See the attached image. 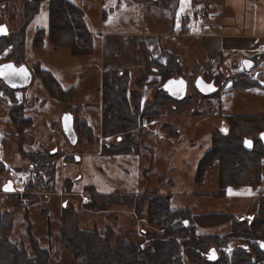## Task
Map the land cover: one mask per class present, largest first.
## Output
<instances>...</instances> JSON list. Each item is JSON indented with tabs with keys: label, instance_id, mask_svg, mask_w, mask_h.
<instances>
[{
	"label": "rangeland",
	"instance_id": "1",
	"mask_svg": "<svg viewBox=\"0 0 264 264\" xmlns=\"http://www.w3.org/2000/svg\"><path fill=\"white\" fill-rule=\"evenodd\" d=\"M71 1L83 10L84 19L93 33L94 41L108 29H128L134 26L149 28L148 23L141 21L136 22L135 25L123 21L128 14L144 10V5L138 0ZM197 1L195 5V0H181V8H190L197 15H202L206 4L201 7L202 11H198L200 4ZM253 13V9H247L246 6L239 11L230 9L226 14L223 12L228 17L243 20L252 18ZM191 15L194 16L193 13ZM0 20H6L14 30H19L20 25L23 24V19L18 14L2 13ZM48 27L49 5L46 0L42 2L40 10L27 25L24 57L29 65L37 64L41 68L49 69L63 89H72V96L63 102L50 97L43 81L39 76H35L27 92L36 94L39 101L43 97L46 98V103L44 107L39 105V102L34 103L33 109L36 110L31 109V124L25 128L31 136L22 143L17 134H14L17 128L8 116L7 96L1 92L3 98L0 101V209L13 212V227L8 234L19 247L28 250L30 254L35 253L38 245L48 248L50 251L48 264H78V259L74 258L72 245L61 238L60 218L64 215V209L71 210L68 214L76 213L78 228L88 230L98 228L103 233L106 226L110 225L117 234L125 235L128 240L137 241L147 232L161 231L154 220L144 217L145 215L140 216L133 204L122 201L106 202L103 198L97 197V193L100 192L131 193L134 196L138 195L142 200L143 195L148 191L157 194L169 193L173 208L188 207L194 213L227 212L241 215L254 211L258 197L264 193V162L259 184H231L224 191L218 184L215 163L206 168L203 176L196 177V171L201 155L210 146L212 131L221 128L225 114H264V90H260L259 87L253 88L254 86L248 90L239 89L241 87L234 88V84L228 81L221 96L218 92L213 96L216 98L212 100L207 98L199 102L203 97L195 95L198 91L195 82L193 84L198 70L194 71L191 60L184 59V69L181 73L189 81L186 101L181 103L162 101L161 112L155 119L148 120L147 115L142 117L141 124L147 147L141 150L144 163H141L138 176L132 166L124 165L121 158L117 163H112V168L109 169L111 165L107 157L94 156L97 151L101 152L100 142L105 138L101 136L99 142L92 143L87 135L76 132L78 142L70 145L62 131L51 125V120L63 115V104L66 109L81 103L82 107H76L77 114L80 117L84 116L92 126L91 138L95 133H100L102 76L97 68V57L93 56L94 48L91 52L93 55L91 53V55H75L67 46H54L49 39ZM41 28L45 29V34L43 42L38 44L34 39ZM9 50L10 47L0 50V60L10 57ZM237 57L241 59V56ZM257 62L259 64L256 67L261 70L264 79V58H258ZM147 64L144 62L141 67L131 69L135 71L136 77H140L144 70L146 79L141 88L143 104L146 99H153L157 83L162 80V75L155 71L157 68L154 70L151 68L156 64ZM241 67L239 65L240 69ZM233 71L230 66L226 74L231 75ZM229 87L231 89H228ZM198 105L206 110L205 113L201 112ZM212 107H215V110H212ZM261 120L264 124V119ZM261 129H264L262 124L248 131L247 134L256 137ZM54 146H58L59 151L55 155L52 179L48 177L43 166L39 169L33 166L36 162L28 151H46ZM73 152L79 153L81 159L74 160ZM64 153H68V156L63 157ZM100 154L108 155L104 152ZM63 158L68 160L66 164ZM133 172L138 180L136 177V180L133 178L127 180L126 176L131 177ZM121 175L125 177L122 179ZM9 179L14 181L15 192L2 191V185ZM29 180L37 182L36 190L30 191V188H27ZM128 181H133V185L120 188L123 182ZM138 181L140 185L136 189L131 188L136 186ZM112 185L114 187H111ZM86 186H91L93 189L86 190ZM143 207H147L146 202ZM175 220L187 224L186 219L178 217ZM230 224L227 221L216 225H198L197 230L202 234L225 235L231 229ZM31 236L36 239L33 237L31 241ZM241 243L239 237H229L224 247H210L207 253L213 249L216 254L219 252L221 255L224 251L229 255ZM183 254L185 255L184 252ZM251 256V260L255 261L257 255L254 250ZM184 260L185 264H199L187 260L185 256ZM256 264H264V262L256 261Z\"/></svg>",
	"mask_w": 264,
	"mask_h": 264
},
{
	"label": "trees",
	"instance_id": "2",
	"mask_svg": "<svg viewBox=\"0 0 264 264\" xmlns=\"http://www.w3.org/2000/svg\"><path fill=\"white\" fill-rule=\"evenodd\" d=\"M46 0H36L32 4L25 5L22 14L23 24L18 29L0 37V50L10 47V57L25 56V34L28 23L40 10L41 4ZM147 4H157L175 10L179 0H138ZM49 5V39L54 45H62L70 48L75 55L90 54L94 48V36L84 19L83 10L71 0H47ZM45 29L37 31L35 43L41 44ZM139 50L144 56V62L156 64L155 71L162 75V80L157 83L153 99L142 102L141 88L145 75L136 77L135 71L124 68H110L102 71L101 89V132L95 133L91 138L92 126L83 116L76 112V128L81 135H87L90 142H100L101 152L106 154H139L147 147L145 133L141 120L144 115L149 119H155L161 112L163 102L181 103L186 101L188 94L182 99L171 97L163 88L164 81L181 74L178 55L167 54L165 62H159L151 56L146 44L141 41ZM264 55V51L260 58ZM147 64V65H148ZM159 65V67L157 66ZM141 67V66H140ZM136 68V67H135ZM146 68V67H145ZM151 69V70H152ZM41 78L48 86L49 93L53 97L64 101L72 95V89H63L50 70L41 68ZM243 75V72H238ZM235 87L251 88L258 83L250 79L245 73L233 83ZM134 86V88H133ZM203 95L198 91V94ZM212 95H217L214 93ZM69 107H82L78 106ZM67 109V108H66ZM15 119L17 136L24 143L30 135L25 128L31 124L30 119H25L24 112L14 108L11 110ZM261 118L264 115L225 114L224 119L228 130L223 133L218 128L212 131L210 146L201 155L197 166L196 177L203 176L209 165L216 164L218 171V184L222 191L231 184H259L262 178V163L264 160V144L258 138L254 147L248 150L243 145V138L248 131L263 124ZM260 119V120H259ZM81 124V125H80ZM80 126V128H78ZM136 133V134H135ZM141 136H140V135ZM138 136V137H137ZM90 137V138H89ZM33 156V161L38 169L44 167L48 177H54L55 155L46 151H28ZM49 171V172H48ZM50 175H49V174ZM49 178V179H50ZM37 182L29 180L27 188L37 189ZM86 186V190L93 189ZM97 193V197L106 202L122 201L133 204L135 211L140 216L154 220L161 231L147 232L137 241L128 240L125 235L117 234L116 230L107 225L103 233L98 228L91 230L78 228L76 213L65 210L61 215V238L72 245L74 258L78 264H185L187 260H193L199 264H256V261L264 262V249L259 242H264V195L257 199L256 214L252 219L239 220L237 215L227 212L194 213L188 207L173 208L171 206V194L154 193L148 191L142 193L143 200L135 194ZM90 193L93 192L90 190ZM144 202L147 207L144 208ZM187 220V224L177 222L176 218ZM175 220V221H174ZM229 221L231 229L225 235L217 233H199L198 225H216ZM14 216L11 210L0 209V264H48L50 251L38 245L34 254L19 247L16 241L9 236L13 227ZM34 236H31V241ZM229 237H239L242 243L235 247L228 255L226 252H217V257L211 259L207 255L210 247H224ZM34 239H36L34 237ZM251 241V242H248ZM32 243V242H31ZM252 250L256 253V260L252 261ZM185 253V255L183 254Z\"/></svg>",
	"mask_w": 264,
	"mask_h": 264
},
{
	"label": "crops",
	"instance_id": "3",
	"mask_svg": "<svg viewBox=\"0 0 264 264\" xmlns=\"http://www.w3.org/2000/svg\"><path fill=\"white\" fill-rule=\"evenodd\" d=\"M139 2L144 5V10L128 14L123 21L134 25L141 21L148 23L149 28L134 26V28H114L102 32L98 41H94L95 55L91 53L97 57L96 63L100 73L110 68L132 69L143 64L144 56L138 49L141 41L149 48L151 56L157 60L165 62L167 54L175 53L178 55L181 70L184 69V59H189L194 71L198 70L197 75L208 77H215L219 73L226 72L230 66L233 67L240 59L237 56H253L264 51V0H220V2L205 0L206 8L202 15H197L190 8H181V0L175 10L157 4ZM245 6L247 9H253L254 15L250 19H234L223 14L230 9L239 11ZM213 96L202 95L203 98L199 99V102L207 98L210 100L216 98ZM211 109L215 110V107ZM200 110L202 113L206 111L202 108ZM100 153L97 151L94 156L107 157L111 165L109 169L112 168V163H117L121 158L124 165L132 166L137 176L141 163H144L142 151L136 155L124 153L125 155L106 156ZM122 162L119 163L123 165ZM136 175L133 172V175L126 176V179L136 180ZM124 177L121 175L122 179ZM123 183L121 187H117L131 186L133 181ZM138 185H140L139 181L131 188L136 189Z\"/></svg>",
	"mask_w": 264,
	"mask_h": 264
},
{
	"label": "flooded vegetation",
	"instance_id": "4",
	"mask_svg": "<svg viewBox=\"0 0 264 264\" xmlns=\"http://www.w3.org/2000/svg\"><path fill=\"white\" fill-rule=\"evenodd\" d=\"M35 1L36 0H0V14H2V13L3 14H11L12 13V14L20 15L24 11L23 8H24V6L26 4L29 5V4H32ZM200 1H203V3L205 4V0H198L197 3H199ZM6 19H7V17H6ZM0 23H6L8 25L9 32H10L11 27H10L9 23L6 20H0ZM261 55H262V53L257 54V55L255 54L253 56H243V57H241V59L233 67L231 66V68L234 69V71L232 72L231 75L226 74V72L219 73L215 77H208L206 75L203 76V75H199V74L196 75L194 77L193 84L196 81V78H198L200 76H202L203 79L207 83H210L212 81L214 82V84L216 85V89L212 93H209V94L202 93V92H200L198 90L197 87H195L194 85L193 86L197 89V91H199L200 93H202L205 96L212 95V94L218 93V92H219V94L221 96L222 91L224 89V85L227 84L228 81H231L232 83H234L235 80H237L241 76L244 77L245 73H247V74H249L250 79L252 81H255V82L258 83L253 88L259 87L260 90H264V79H263V76L261 74V70L256 67V65L259 64L257 62V59L258 58L259 59L264 58L263 56L260 58ZM8 60H13L16 63L17 66H19V65H21L23 63H25L28 66L29 70L32 73V79H31L30 85H31V83H32V81H33L35 76H39V78L43 81V79L41 78V70H40L41 67L39 65H37V64L29 65L27 63V59L25 57L24 58L9 57V58H5V59L0 60V63L4 62V61H8ZM158 61L161 62L160 60H158ZM240 61H241V63H240ZM239 65L242 66L241 69L239 68ZM238 72H240V73L243 72L244 74L243 75L239 74V76H237ZM180 75H182V73L177 75V76H180ZM187 82H188V86H189V81L187 80ZM43 83L46 86L44 81H43ZM58 84H59V82H58ZM28 87H29V85L26 86V87H21V88H12L9 85H7L3 81V79L0 78V101L3 98L2 97L3 95L1 93V92H3L7 96L8 103H9L8 116H9L10 121L12 123H14V125H15V119L11 115L12 114L11 110H13L14 108H16L17 110L21 109L24 112L25 119H30L32 121V115H31V111L32 110L31 109H33L34 103L39 102V105H41L43 107H44V105L46 103V98L43 97L39 101L38 96L36 94H30L29 92H27V88ZM46 88L49 91L48 86H46ZM204 88L208 89L209 86L208 85H204ZM234 88H235V86H234ZM228 89H231V88L229 87ZM239 89H242V88H239ZM248 89H252V88H244V90H248ZM187 91H188V88H187ZM49 92H48V94H49L50 97L56 98V99H58V100L63 102V99L57 98V97H53ZM33 110L35 111L36 109H33ZM76 112H77V110H76L75 107H72V108L68 107L67 109H65L64 108V104H63V115L61 114L59 116V118L51 120V125L57 127L58 129H60L62 131L63 136L65 137V139H67V141L70 143V145L71 144L72 145L76 144L78 142V140L75 143H72L70 141L69 137L66 135V133L64 131L63 121L67 118L66 115L70 114L72 116V122H73L74 129L77 132V128H76V124H75V122H76ZM229 114H232V113H229ZM260 115H264V114H260ZM15 127H16V125H15ZM225 129H226V132H227L228 125H227L226 121L223 122V124H222L221 128H219V130L222 131L223 133H226L224 131ZM262 131H264V129H261L258 132V134L256 135V137H254L253 134H252L253 136L250 135V134H247L244 137L251 138L253 140V147H254L255 142L258 140V138L261 140V138L259 137V134ZM77 133H76V135H77ZM14 134L15 135L17 134V130H16V132ZM77 139H78V137H77ZM261 142H262V140H261ZM58 151H59L58 146H54L53 148H51V150H49L50 154H52V155H56L58 153ZM69 155H70V153H69ZM65 156H68V153H64L63 157H65ZM72 157H73L74 160H80L81 159V156H79V153H76V152H73ZM64 162H65L64 164H66L68 162V160L64 159ZM263 162H264V160H263ZM262 195H264V193ZM256 210H257V206L255 207L254 211L246 212L244 214L237 215V216H238L239 220L252 219L255 216V214H256ZM259 246L263 247L264 246V242L260 241L259 242ZM210 256H213V255L211 254ZM210 256H208V257H210ZM211 259H213V258H211Z\"/></svg>",
	"mask_w": 264,
	"mask_h": 264
},
{
	"label": "water",
	"instance_id": "5",
	"mask_svg": "<svg viewBox=\"0 0 264 264\" xmlns=\"http://www.w3.org/2000/svg\"><path fill=\"white\" fill-rule=\"evenodd\" d=\"M8 32V25L6 23H0V37L7 35ZM0 78L12 88H21L30 85L32 73L25 63L17 66L13 60H8L0 63ZM195 84L198 90L205 94L212 93L216 89V85L213 81L207 83L202 76L196 78ZM204 85H208L209 88L205 89ZM163 88L171 97L175 99H182L187 93L188 82L182 75L171 76L164 81ZM66 116L67 118L63 121V128L70 141L75 143L77 141V135L73 126L72 116L70 114H67ZM224 131L226 132V129ZM259 137L264 144V131L260 132ZM243 145L246 149L251 150L253 147V140L249 137H244ZM1 188L2 191L5 192L16 191V187L12 179L7 180ZM65 204L66 203L64 202L63 205ZM211 254L213 256H210ZM207 255L210 256L209 258L217 257V254L213 249H211Z\"/></svg>",
	"mask_w": 264,
	"mask_h": 264
},
{
	"label": "built area",
	"instance_id": "6",
	"mask_svg": "<svg viewBox=\"0 0 264 264\" xmlns=\"http://www.w3.org/2000/svg\"><path fill=\"white\" fill-rule=\"evenodd\" d=\"M199 4H200V6L197 8L198 11L201 10V7L204 5V3H203V1H200ZM201 11H202V10H201Z\"/></svg>",
	"mask_w": 264,
	"mask_h": 264
}]
</instances>
